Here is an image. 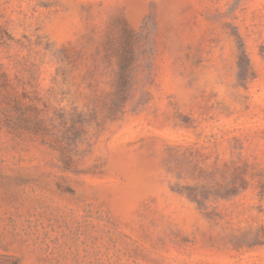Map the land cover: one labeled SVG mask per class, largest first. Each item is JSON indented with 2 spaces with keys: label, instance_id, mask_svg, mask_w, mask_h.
<instances>
[{
  "label": "rangeland",
  "instance_id": "374dc122",
  "mask_svg": "<svg viewBox=\"0 0 264 264\" xmlns=\"http://www.w3.org/2000/svg\"><path fill=\"white\" fill-rule=\"evenodd\" d=\"M264 264V0H0V264Z\"/></svg>",
  "mask_w": 264,
  "mask_h": 264
},
{
  "label": "trees",
  "instance_id": "16d2710c",
  "mask_svg": "<svg viewBox=\"0 0 264 264\" xmlns=\"http://www.w3.org/2000/svg\"><path fill=\"white\" fill-rule=\"evenodd\" d=\"M12 264H18V262L17 261H14Z\"/></svg>",
  "mask_w": 264,
  "mask_h": 264
}]
</instances>
